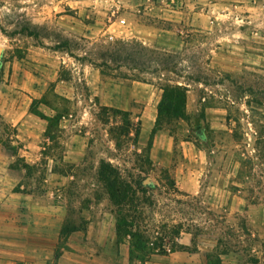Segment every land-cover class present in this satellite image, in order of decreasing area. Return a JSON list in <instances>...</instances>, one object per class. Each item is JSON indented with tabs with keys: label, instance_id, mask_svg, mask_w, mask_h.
Here are the masks:
<instances>
[{
	"label": "rangeland",
	"instance_id": "rangeland-1",
	"mask_svg": "<svg viewBox=\"0 0 264 264\" xmlns=\"http://www.w3.org/2000/svg\"><path fill=\"white\" fill-rule=\"evenodd\" d=\"M125 10L118 0H0V247L16 248L35 221L65 220L67 236L105 217L135 264L176 251L264 264V70L157 46L147 25L120 23ZM168 84L187 88L186 115L149 144ZM117 178L125 199L109 193Z\"/></svg>",
	"mask_w": 264,
	"mask_h": 264
},
{
	"label": "crops",
	"instance_id": "crops-1",
	"mask_svg": "<svg viewBox=\"0 0 264 264\" xmlns=\"http://www.w3.org/2000/svg\"><path fill=\"white\" fill-rule=\"evenodd\" d=\"M128 1L137 2L118 0L119 3ZM188 1L184 9L174 12L155 8L136 14L125 10L118 18H125L133 30L147 25L153 33L146 38L164 49L196 46L199 52L214 53V58L224 61L229 70H264V0ZM147 15L170 19L173 23L167 24L173 27L146 24ZM177 21L185 28L182 29L185 39L176 31ZM34 223L35 226L31 225L13 239L16 248L0 247V264H135L127 243L114 245L117 232L112 218L104 217L96 222L98 226L88 222L67 236L63 231L65 220L53 227L47 222ZM145 264L202 263L193 252L176 251L169 255L152 253Z\"/></svg>",
	"mask_w": 264,
	"mask_h": 264
},
{
	"label": "trees",
	"instance_id": "trees-1",
	"mask_svg": "<svg viewBox=\"0 0 264 264\" xmlns=\"http://www.w3.org/2000/svg\"><path fill=\"white\" fill-rule=\"evenodd\" d=\"M187 88L180 84H168L164 87V92L158 106V115L156 117L155 126L152 128L149 144H152L154 134L161 129L162 123L165 120H172L173 118H184L185 113V101H186ZM127 114H130L126 111ZM141 132L140 121L136 127L135 135L138 136ZM130 134V133H128ZM109 168V167H107ZM104 176V172H101ZM122 181L118 178L116 180L107 181L109 193L114 199L117 196H121L123 199L126 198L125 193H128L129 189L124 186ZM121 200V199H120ZM119 200V201H120ZM64 231V228H63ZM139 240V239H138ZM141 241V240H139ZM59 253L57 252V255Z\"/></svg>",
	"mask_w": 264,
	"mask_h": 264
},
{
	"label": "built area",
	"instance_id": "built-area-1",
	"mask_svg": "<svg viewBox=\"0 0 264 264\" xmlns=\"http://www.w3.org/2000/svg\"><path fill=\"white\" fill-rule=\"evenodd\" d=\"M188 2V0H137L136 4L131 3V1L121 2V4L125 9L129 7L134 13L140 14L155 8L160 11L174 12L184 9ZM119 21L124 25L127 23L125 18H120ZM109 38L112 40L114 35L111 34Z\"/></svg>",
	"mask_w": 264,
	"mask_h": 264
}]
</instances>
